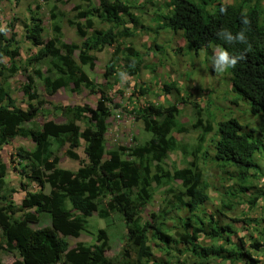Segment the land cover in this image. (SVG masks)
Instances as JSON below:
<instances>
[{
  "label": "trees",
  "instance_id": "1",
  "mask_svg": "<svg viewBox=\"0 0 264 264\" xmlns=\"http://www.w3.org/2000/svg\"><path fill=\"white\" fill-rule=\"evenodd\" d=\"M261 2L168 0L165 9L157 6L152 25L136 15L137 5L129 0H98L97 3L84 0L73 7L74 15L67 18L83 39L81 43L63 39L62 24L54 20L56 6L51 9L53 35L46 40L43 19L38 16L40 5L36 4L30 18L23 21L26 38L35 48L24 67L48 59L46 70L38 66L33 72L42 80L47 97L63 88L77 93L87 90L99 96L94 106L47 101L53 109L45 113H60L64 118L61 122L52 118H46L43 123L36 120L41 110L36 102L42 95L32 73L26 74L28 82L22 86L27 107L18 105L11 82L22 69L17 60L21 47L14 32L18 17L7 22V33L0 32V150L18 136L30 138L34 145L31 148L20 146L12 154L14 169L23 179L20 184L25 195L20 203L13 196L16 190L7 186L8 164L0 153V252L14 254L20 259L16 264H149L154 255L151 239L166 252L174 243L183 245L199 264H209L214 256L231 263L244 260L245 264H264L254 253L264 246V215L229 218L225 213L237 206L243 194L257 191L248 201L250 206L264 195V190L255 183L262 169L257 155L264 157V140L249 122L243 123L237 117L216 120L210 109L192 100V93L184 90L178 81L165 80L159 82L160 89L174 101L167 98L166 104H134L130 111L151 134L149 139L107 150L105 135L108 119L113 114L111 104L114 108L122 106L109 95L121 82L120 73L137 79L138 88L130 97L155 92L153 87L158 86L156 80H159L162 61L151 63L146 58L149 49L154 54L163 53L164 46L155 40L166 30L173 35L180 34L184 41L176 45L177 54L192 53L198 57L204 50L206 67L212 73H215L212 57L216 46L233 55H243L244 59L227 71L231 89L237 96L232 101L246 102L253 115L264 119V9ZM222 7L227 9L226 13L221 12ZM245 12L250 21L248 25L242 23ZM98 22L108 26L99 27ZM222 29L233 35L243 29L248 43H226L216 35ZM8 30H12L9 36ZM140 32L154 34V44L145 52L127 41ZM106 47L112 50L105 63V84L102 85L84 66L94 69L96 52ZM143 70H149L154 80L141 81ZM180 104L192 106L191 123L181 120ZM193 130L199 132L193 144L178 139L179 134ZM209 146L214 150L212 159L217 168L229 179V183L223 185L218 212L230 222H221L214 213L205 212L202 216L198 213L202 205L211 200V186L200 163L209 156ZM79 147L84 149L85 160L77 151ZM62 152L72 160L81 161L82 166L75 171L62 167ZM175 152L187 159L185 165L175 162L173 167L169 165L170 155ZM26 180L36 183L38 189L29 191ZM154 185L165 187V199L157 215L143 221V210L154 199ZM181 210L187 213V217L180 218L183 230L171 231L168 220ZM94 213L106 220L113 214L121 216L135 256L127 249L121 261L109 257L106 233L98 234L92 244L70 245L68 237H79L88 230L89 217ZM46 216L50 225L33 227V223L42 222ZM237 222L262 224L263 240L248 244L242 236L239 243L234 242L231 235L237 232L234 226ZM199 235L224 238V242L203 245L198 240Z\"/></svg>",
  "mask_w": 264,
  "mask_h": 264
},
{
  "label": "rangeland",
  "instance_id": "2",
  "mask_svg": "<svg viewBox=\"0 0 264 264\" xmlns=\"http://www.w3.org/2000/svg\"><path fill=\"white\" fill-rule=\"evenodd\" d=\"M94 2H98V0H93ZM132 4L137 5L134 8V12L136 15H139L144 21L148 24L154 25L152 19L154 15V11L156 10L158 5L167 7L168 0H129ZM229 1L232 3H242L246 0H223ZM254 2V0H252ZM78 3H84V0H0V27H5L7 22H10L14 16L18 17V20L14 22V32L17 33V39L19 41V45L21 47V55L17 58L18 62L20 63L22 69L19 70L12 78L11 82L14 89V95L17 99V103L21 107H27V96L22 90V86L28 82L27 75L28 73H32L35 78V85L37 86L38 91L42 95L39 100L36 102L39 107L41 108L36 120L39 123H43L46 118L55 119L58 122L64 121V118L60 113H55L51 115H47L45 112L46 110L53 109L51 104H48L49 97L44 95V86L43 82L40 78H38L33 72L38 66H42L44 70L48 67V59L40 63H33V65L29 66L28 68L24 67L26 63V59L28 56L35 52V48H33L31 41L26 38V31L23 25V21L25 19H29L31 14H29L28 6H36V4L40 5V9L38 10V16L43 19V25L45 26V39L48 40L53 35L52 24L53 21H59L62 24L63 28V39L67 42L73 41V37H76L75 28L72 27L67 18L72 17L74 15L73 7ZM154 3V4H153ZM263 9H264V0L261 2ZM23 6L24 10L20 7ZM53 6L57 7V17L56 19L51 18V9ZM28 14H27V13ZM99 27H107V24H100L98 22ZM12 33V30H8V36ZM153 33L145 34L140 32L136 37L129 38L128 42L135 43L138 48L142 51H147L151 45H153ZM182 40L180 34L173 35L168 30L162 31L157 37L155 42L159 43L160 45L164 46L163 53H152L149 49V55L147 56L148 62L158 63V61H162L161 64V83L164 80H168L165 76L167 71L170 72L172 69L175 72L180 70V64L185 63L188 60V57L185 55L180 56V61L178 62V58H174V52L176 45ZM177 42V44H176ZM182 40L180 43H183ZM174 46V48H173ZM176 53V52H175ZM177 54V53H176ZM190 54V61L189 65L191 66L190 70L188 71V77L190 80H187V89L190 91L191 89H195L196 93L200 95L201 91L211 90L214 96H217L218 99L225 100L223 97L226 93L227 98L231 99L233 108L235 110L232 113L236 114L239 120L243 123H250L252 127L258 130L257 135L264 140V119L259 116H252L250 117L249 107L246 102L239 100V102H233L232 100L235 97H231L235 95L232 89L229 87L228 90H224L223 96L219 95L215 89V83L219 80V83L222 85L223 82H227L228 78L230 80L229 74L226 72L224 74H217L212 73L208 68L205 66V54L200 60V55L197 57L196 55ZM97 60L96 66L94 69L88 65L84 66V69L90 74V76L94 77L95 80L100 84H105V78L103 77L105 63L110 57L109 48L106 47L102 51H97ZM77 58V57H76ZM5 61L8 62L9 59L5 58ZM9 63V62H8ZM204 66L206 69L201 73H197L199 67ZM150 79V74H145L142 71L141 81ZM134 79L126 78L123 81L121 80V84H117L115 89L109 92V95L113 99L115 103H120L122 106L119 108H114L113 104H111L113 114L108 119V125L106 128V137H107V148L108 150L115 149L119 145H126L132 146L137 142L143 141L146 138H149V134L144 131L142 122H138L135 119V115L132 114L130 111L133 108L132 106L135 104L134 97H138V94H134L131 96L132 92L135 91L138 87L133 85ZM137 81V79H136ZM223 87H226V83L223 84ZM106 88V87H105ZM159 88L153 87V91L157 92ZM220 89V88H219ZM205 90V91H206ZM153 92V93H155ZM137 93V92H136ZM164 94L163 92H161ZM204 97L203 100L193 98V94L191 99L198 101L202 105H206L204 103L207 100L209 91L203 93ZM98 95L88 94L87 90L82 92H73L70 89H60L52 96V102L57 104H90L95 105ZM137 100V99H136ZM51 101V100H50ZM172 101V100H171ZM204 101V102H203ZM137 104V103H136ZM201 105V106H202ZM181 109V120L185 123H191L194 119V112L193 108L190 105H183ZM203 108H207L206 106H202ZM238 109V111H236ZM223 115H227L224 113ZM231 115V114H230ZM229 115V116H230ZM135 117V118H134ZM233 117V116H231ZM82 125V122H79ZM199 132L197 130H193L188 134H179V140L188 142L193 144L196 140V136ZM213 135V133L211 134ZM209 136L208 140L210 139ZM214 136V135H213ZM34 145L33 141L30 138L18 136L14 138L10 144L5 145L1 150L0 153L3 156V159L8 164V174H7V186L14 188L16 191L14 192V199L20 203L25 195L24 190L21 188L20 182L23 180L18 171L14 169L12 163V154L16 153V150L20 147H28L31 148ZM78 153L81 156V159L85 160L86 155L84 153L83 147H79L77 149ZM208 157L206 159H201L200 163L202 169L204 171L205 178H208L210 183L209 192L211 195V200L205 203L202 209L198 210V213L202 216L203 213H214L216 214L217 218L221 222H230L229 218L231 217H261L264 215V195L258 200L257 204L250 206L248 203L249 199L256 194L257 191L252 190L246 194H243L237 204V206L232 210H226L225 213L229 218H224L218 211L221 206V193L223 190V185L229 183V179L227 175H224L220 172L217 168L216 162L214 161L213 155L214 150L211 146L208 147ZM189 160L191 158H188ZM258 161L262 165V169L260 171V175L255 179V183L257 188H261L264 190V157L257 155ZM64 162V163H63ZM175 162L179 166H183L186 164L187 159H185L180 153L175 152L170 155V159L168 163L172 166V163ZM61 166L62 167H69L72 170H77L82 166L81 161L72 160L68 156H66L63 152L61 153ZM173 167V166H172ZM27 181V180H26ZM28 190L34 191L38 189V186L34 182H28ZM164 188H160L154 185V199L150 202L143 210L142 217L143 221L151 220L155 215H157L160 207L163 204L165 199ZM187 217L186 210H181L178 212H174L172 216H170L168 223L169 228L171 231L175 230H183L181 226V217ZM48 216L42 218V222L40 223H33V227H40L44 225H50V220L47 219ZM262 224H245L244 222H237L234 223V226L237 230L235 234L231 235V239L239 243V237L244 236L246 242L249 244L253 240H263L260 231L262 229ZM100 233H106L109 236V244L110 247L106 252L109 257L117 261H121L124 252L128 249L132 253V257L135 256L133 248L130 246V242L127 237V226L121 216L117 214H113L109 220L102 219L98 216L97 213H94L91 217H89V225L88 230L83 231L79 237H68L70 245L72 247L76 246L77 243L83 242L86 244H92L95 242L96 236ZM200 243L203 245H210V244H219L224 242V238H206L203 235H199ZM264 241V240H263ZM150 244L153 250V257L150 259L149 264H199L197 258L183 245L179 243H174L170 246V248L166 251L159 248L156 245L154 240L150 239ZM255 255L259 258L264 260V246L259 251H254ZM0 260L2 264H16L19 263L20 259L16 257L14 254L2 251L0 252ZM209 264H245L244 260L235 261L234 263L229 262L226 259L219 258V257H212L211 262Z\"/></svg>",
  "mask_w": 264,
  "mask_h": 264
},
{
  "label": "crops",
  "instance_id": "3",
  "mask_svg": "<svg viewBox=\"0 0 264 264\" xmlns=\"http://www.w3.org/2000/svg\"><path fill=\"white\" fill-rule=\"evenodd\" d=\"M96 3V2H95ZM22 10H24V8H23V6L21 5V7H20ZM35 10V7L32 5V6H28V11H29V14H32L33 13V11ZM27 13V12H26ZM28 14V13H27ZM29 16H31V15H29ZM44 22V21H43ZM44 26V25H43ZM44 28H45V26H44ZM45 30H46V28H45ZM45 31H44V34H43V37L45 38ZM76 35V37H73V41L72 42H75V43H81L82 42V38L81 37H79L78 35H77V33L75 34ZM183 40V39H182ZM181 40V41H182ZM66 41V40H65ZM180 41V42H181ZM67 42V41H66ZM68 42H70V41H68ZM176 44H177V42H176ZM109 48V52L111 53V50H112V48L111 47H108ZM173 48H174V46H173ZM174 53V58H178L179 60H178V62L180 61V54H176L175 53V51L174 50H172ZM201 56H200V60H202V57H203V55L205 54V51L204 50H202L201 52ZM200 55V54H199ZM185 56H187L188 57V60L183 64V63H181V62H179V66H180V70L178 71V72H175V71H173L172 69L170 70V72L169 71H167V73H165V76L164 77H166L167 79H168V81H178L179 82V84L183 87V89L184 90H186V91H188L187 89H190V88H188L187 87V80H190L189 79V77H188V71L190 70V68H191V66L189 65V61H190V54L188 53V54H186ZM205 66H206V64H205ZM204 69H206L204 66H201V67H199V69L197 68V70H198V72L197 73H200L199 72V70L201 71V73L202 72H204L205 70ZM143 73H145V74H150V79L148 80V82L150 83L151 81H153L154 80V77H153V74L149 71V70H143ZM126 78H129L130 80L131 79H134L135 81H134V83H133V85H135L136 84V77H127L126 76ZM125 78V79H126ZM124 80V79H123ZM122 80V81H123ZM157 81V83H158V90H157V92H155V93H153V92H150V93H147V94H145V95H143V96H138V97H134L133 99H134V103L136 104V105H145V104H147V102H154V103H156V104H166V99L168 98V99H170V100H172V101H174V98L172 97V96H166L165 94H162L161 92V89H160V87H161V84H159V82L160 81H162L161 80V77L159 76V80H156ZM165 81V80H164ZM190 81H192V83H194V80H190ZM122 83V82H121ZM121 83H119V84H121ZM224 83H226V87H223V84ZM229 87L231 88V80H229V78H228V80H227V82H223L222 81V85L219 83V80H218V83H217V80H216V83H215V89H216V91L218 92V94L219 95H221V96H223V93H224V90H228L229 89ZM220 88V89H219ZM115 89V88H114ZM206 90V89H205ZM201 91L200 92V95L199 94H197L196 93V91H195V89L193 88V89H191L190 90V92L193 94V98H195V99H200V100H203V97H204V92H206V91H209V94H208V97H207V100L204 102V103H206V105H202V106H206L207 108H209L210 109V111L215 115V117H216V120H222V119H224V118H228V117H231V116H236V114H234V113H232V111L233 110H235V108H233V105H232V102H231V99H229V97L227 98V96H226V93H225V95L223 96V97H225V100H222V99H218L217 98V96H214L213 95V92L211 91V90H206V91ZM84 91V90H83ZM88 94H90L89 92H88ZM236 96V94L235 95H232L231 97H235ZM137 99V100H136ZM49 100H51L52 101V96H49ZM194 100V99H193ZM237 104V103H236ZM181 105V104H180ZM179 105V108H182L183 106H180ZM183 105H186V104H183ZM92 106H94V105H92ZM133 107V106H132ZM236 111H238V109H236ZM224 113H226L227 115L225 116V115H223ZM249 113H250V117H252V116H254L251 112H250V110H249ZM231 114V115H230ZM230 115V116H229ZM135 118V117H134ZM136 119V118H135ZM138 122H142V121H140V120H137ZM143 124V123H142ZM144 128V127H143ZM147 134H149V138L151 137V134L149 133V132H147L146 130H144ZM149 138H146V139H149ZM208 138H209V136H208ZM179 139V138H178ZM106 140H107V137H106ZM108 141V140H107ZM106 145H107V143H106ZM112 149V148H111ZM110 149V150H111ZM107 150H108V148H107ZM64 163V162H63ZM65 168H68V169H71V168H69V167H65ZM72 170V169H71ZM17 202V201H16ZM18 203V202H17Z\"/></svg>",
  "mask_w": 264,
  "mask_h": 264
},
{
  "label": "clouds",
  "instance_id": "4",
  "mask_svg": "<svg viewBox=\"0 0 264 264\" xmlns=\"http://www.w3.org/2000/svg\"><path fill=\"white\" fill-rule=\"evenodd\" d=\"M227 9L225 7L221 8V12L226 13ZM242 23L244 25H248L250 21L247 18L246 12L242 13ZM0 32L7 33V29L5 27H0ZM221 40L225 41L228 44H247V37L245 35V31L242 29L239 33L233 35L232 32L228 30H221L216 34ZM244 59L243 55H233L225 48L221 46H216L213 49V57H212V66L217 74H224L230 69H234L237 64ZM121 79L126 78L125 73H120Z\"/></svg>",
  "mask_w": 264,
  "mask_h": 264
}]
</instances>
